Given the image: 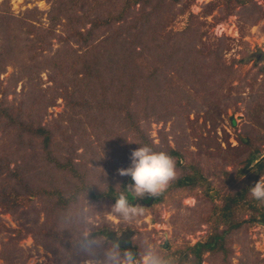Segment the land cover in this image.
<instances>
[{
  "label": "rangeland",
  "instance_id": "1",
  "mask_svg": "<svg viewBox=\"0 0 264 264\" xmlns=\"http://www.w3.org/2000/svg\"><path fill=\"white\" fill-rule=\"evenodd\" d=\"M144 1L0 0V105L50 128L60 161L0 121V191L16 200L0 198V264H179L264 157V0ZM127 108L140 133L122 123ZM140 135L178 151L176 177L133 202L119 169ZM111 184L142 215L90 196ZM236 213L244 222L202 264H264V222Z\"/></svg>",
  "mask_w": 264,
  "mask_h": 264
},
{
  "label": "trees",
  "instance_id": "2",
  "mask_svg": "<svg viewBox=\"0 0 264 264\" xmlns=\"http://www.w3.org/2000/svg\"><path fill=\"white\" fill-rule=\"evenodd\" d=\"M73 1V0H72ZM144 1V0H142ZM146 1V0H145ZM144 1V2H145ZM241 3L248 2L250 0H237ZM63 5V4H61ZM70 6V5H69ZM67 6V9L69 10L70 7ZM128 6V5H127ZM61 9H64V6H60ZM70 14V13H69ZM68 16L70 17L71 15ZM74 15V14H73ZM75 16H72V19H75ZM79 18V17H78ZM100 24H107L110 23L109 20L104 19L100 20ZM95 22V21H94ZM96 23H94V26ZM90 31V30H89ZM86 38V36H85ZM141 54V52H139ZM90 70V65H87V72ZM101 80V84H105L103 81V78L99 76ZM131 81L134 83V79L132 78ZM131 82V83H132ZM132 83V84H133ZM112 105V104H111ZM125 106V105H123ZM9 110H6L2 105H0V121L4 119H8L12 123H15L19 125L22 128H26L29 131L31 130L32 132L36 133V135L42 137V143L43 147L46 149L47 155L55 162L59 163L60 161L53 155V151L51 148L52 144V131L50 128L43 126V125H37L34 126L32 124H27L24 121H22L19 118L18 112L13 109V108H8ZM3 111V112H2ZM124 125L128 126V128L133 127L134 130H136L138 133H140L141 126L139 123V118L135 115L134 112L130 108H127L126 114L124 116V119L121 120ZM137 145L139 146H149L152 148L153 146L151 145L150 140L145 136V135H140L139 141L137 142ZM166 153L169 154L171 157L178 156V151L169 147L168 151L166 150ZM69 164L68 162H66ZM71 163V162H70ZM1 164V163H0ZM243 174H247L246 177L242 178V185H240L239 189H237L234 193L229 194L225 197L223 204L218 208V216H216V228L213 229V231L207 236V239L205 241H197L193 245L188 246L187 251L185 253L184 259L182 260L181 263L179 264H202V261L204 259V254L207 252H215L218 251L219 249L223 248L224 246V241L226 238V233H229L230 231L239 228L244 220H238L236 216V210H241V212L244 211V209H251V215L250 218L247 220H252V221H262L264 222V203L258 200H255L252 196H249L250 192L249 189L252 187L250 181H253L255 184L258 182V179L264 175V157L257 160L254 165H252L250 168L242 169L238 176H242ZM239 176V177H240ZM192 175H187V177L184 180H176L173 183L170 184V187H172L173 184L176 186L179 185L181 182L182 184H186L187 181H192ZM91 186L90 184H82V188L84 190H89ZM169 187V186H168ZM88 188V189H87ZM91 192V191H90ZM121 193L117 192L114 187L111 185L108 186L107 189L103 191H92L90 193V196L99 198H108L111 201L115 202L119 195ZM161 194V193H160ZM159 197V196H157ZM0 198L2 200V204L4 206H8L9 202H16L15 199H11L8 192L6 190L0 191ZM3 198V199H2ZM133 202L137 201H146L145 199L141 198H133ZM130 201V200H129ZM260 202V203H259ZM246 220V221H247ZM221 224H224L223 229H218ZM191 256V257H190ZM190 262V263H189Z\"/></svg>",
  "mask_w": 264,
  "mask_h": 264
},
{
  "label": "clouds",
  "instance_id": "3",
  "mask_svg": "<svg viewBox=\"0 0 264 264\" xmlns=\"http://www.w3.org/2000/svg\"><path fill=\"white\" fill-rule=\"evenodd\" d=\"M131 164L127 168L119 169V175L131 178L127 189L137 198L156 197L164 192L169 183L176 177L175 160L165 152H154L149 146H140L130 155ZM251 196L264 202V177L249 189ZM114 211L129 219L142 215V212L131 204L124 193H121L113 206ZM129 264L131 255L128 254ZM143 264H162L155 255L149 254L143 258Z\"/></svg>",
  "mask_w": 264,
  "mask_h": 264
}]
</instances>
